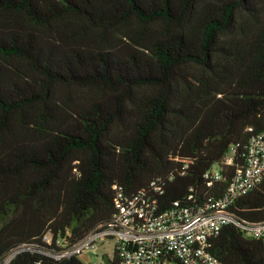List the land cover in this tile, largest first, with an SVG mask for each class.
I'll return each mask as SVG.
<instances>
[{
    "label": "trees",
    "instance_id": "1",
    "mask_svg": "<svg viewBox=\"0 0 264 264\" xmlns=\"http://www.w3.org/2000/svg\"><path fill=\"white\" fill-rule=\"evenodd\" d=\"M263 128L264 0H0V264L22 245L7 264H86L42 253L44 236L78 242L119 189L161 210L220 197ZM228 211L264 219V178ZM208 249L264 264L230 222Z\"/></svg>",
    "mask_w": 264,
    "mask_h": 264
},
{
    "label": "built area",
    "instance_id": "2",
    "mask_svg": "<svg viewBox=\"0 0 264 264\" xmlns=\"http://www.w3.org/2000/svg\"><path fill=\"white\" fill-rule=\"evenodd\" d=\"M232 152L224 158L226 166L233 164ZM222 168L215 164L205 172L208 186L224 179ZM263 178L264 128L251 136L246 164L235 168L220 197H209L204 205L197 207L175 201L171 207L161 210L156 196L147 190L129 196L119 189L115 198L116 212L110 221L98 224L73 244L68 243L66 237L54 240L52 234L47 233L44 241L48 246L39 250L62 258L96 249L111 239L121 264H173V258L184 264H224L208 249L210 238L216 236L224 224L233 223L264 242V219H242L228 211L238 197L252 190ZM152 185L156 193H162L160 186L155 182ZM25 248L26 245H22L13 250L3 264Z\"/></svg>",
    "mask_w": 264,
    "mask_h": 264
},
{
    "label": "rangeland",
    "instance_id": "3",
    "mask_svg": "<svg viewBox=\"0 0 264 264\" xmlns=\"http://www.w3.org/2000/svg\"><path fill=\"white\" fill-rule=\"evenodd\" d=\"M103 254H107L110 257L114 255L113 240H106L104 245H100L96 249H87L78 254V257L86 264H105Z\"/></svg>",
    "mask_w": 264,
    "mask_h": 264
}]
</instances>
